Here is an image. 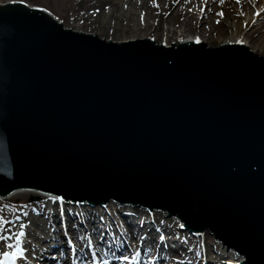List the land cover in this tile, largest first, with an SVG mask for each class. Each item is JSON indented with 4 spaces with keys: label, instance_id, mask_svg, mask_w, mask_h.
<instances>
[{
    "label": "water",
    "instance_id": "water-1",
    "mask_svg": "<svg viewBox=\"0 0 264 264\" xmlns=\"http://www.w3.org/2000/svg\"><path fill=\"white\" fill-rule=\"evenodd\" d=\"M19 186L164 207L264 264V56L0 6V193Z\"/></svg>",
    "mask_w": 264,
    "mask_h": 264
},
{
    "label": "bare ground",
    "instance_id": "bare-ground-1",
    "mask_svg": "<svg viewBox=\"0 0 264 264\" xmlns=\"http://www.w3.org/2000/svg\"><path fill=\"white\" fill-rule=\"evenodd\" d=\"M219 2L220 0H69L73 13V19L70 21L73 26L70 27L44 5L33 4L27 0H9L0 2V6L22 4L29 9L41 10L57 24L62 25L63 29L84 35H96L101 41L105 39V42L119 41L109 35H103L110 33L112 26L109 23L114 19L117 20L114 33L122 36V31L132 33L130 35L136 32L135 37L138 38H131L129 41L146 39L161 46L163 42L175 45L181 41L202 40L208 49L238 44L249 46L250 48H246L254 55L264 56V0ZM222 11L221 16L219 13ZM189 12H192L198 27L186 30L185 27L179 29L178 25L175 26L179 16L186 14L189 17ZM120 15L124 18L119 19ZM226 16H229L231 21L226 24L228 33L224 35V40L219 44H209L203 39L204 32L209 29L215 33V20L222 25ZM135 17L144 27L136 26V22L131 20ZM122 21L124 27L121 25ZM171 25L172 29L169 27ZM98 28L102 29L101 33L98 30L93 32V29ZM140 30L142 32L138 33ZM27 193H32L34 198L38 197L40 204L46 202L42 217H39L42 205L34 206L29 212L21 208L20 198H24ZM54 195L58 194L28 186L16 187L10 193L2 195L6 200L0 208L3 216L9 223L16 220L15 223L4 226L3 235L11 233L14 237L17 231H24L31 237L23 239L25 255L44 257L46 261L43 264H69L70 261L75 264H129V261L120 257L137 253V264H241L246 260V256L242 254L234 257L239 254L235 248L228 254L224 247L227 243L217 236L209 225L194 231L187 227L178 215L164 211L166 216L159 214L160 216L152 217L148 208L139 202L121 201L111 197L104 204L68 197L62 203L60 200H53ZM7 204H12V208ZM62 204L64 208H61L59 213L65 212L68 223L61 226L56 224L55 231H52V220L63 223L62 217L55 218L57 208ZM70 205H80L75 215L68 210ZM88 205L98 207L97 211L94 212ZM18 206L21 213L16 210ZM155 208L167 210L164 207H153ZM81 216L87 223H81ZM20 225L25 227L20 228ZM38 229L41 230L40 233ZM43 234H46L45 237ZM30 240H38L39 243L33 244ZM9 242L14 241L0 242V250ZM230 248L232 249L231 246ZM50 250H55L54 256H60V260L53 258ZM31 263L25 259L22 262Z\"/></svg>",
    "mask_w": 264,
    "mask_h": 264
},
{
    "label": "rangeland",
    "instance_id": "rangeland-1",
    "mask_svg": "<svg viewBox=\"0 0 264 264\" xmlns=\"http://www.w3.org/2000/svg\"><path fill=\"white\" fill-rule=\"evenodd\" d=\"M7 1H9V0H0V2H7ZM27 1H29L33 4H39V5H44L46 7H49L53 11V13H55L56 15H58L59 17H61L64 20V23L66 26H69V27L73 26L70 24V21L73 19V13H72V8H71V5L69 3V0H27ZM223 11H224V9H223ZM189 14H190L189 17L186 14L180 15L179 16L180 18H179L178 22L175 23L176 24L175 26L178 25L179 29L185 27L186 30H188L190 28L194 29L195 27H198V23L194 19L192 12H189ZM224 14L226 15V12H224ZM123 18H124V16L122 17V15H120L119 19H123ZM211 18H213V17H211ZM131 20H134L136 22L137 27H140V28L144 27L142 24L139 23L137 17H135L134 19H131ZM215 21H216L215 22L216 27L215 26L213 27L216 29L215 33H212V31H210L209 29H206V31L203 34L204 35L203 39L206 40L209 44H213V45L219 44L222 42V40H224V37H225L224 35L228 33V30L226 28V24L227 23L229 24L231 20L229 19V16H226L222 20V25H220L219 22L217 23V20H215ZM109 22H110V20H109ZM116 23H117V20L113 19L112 22L109 23L112 26L110 33L109 32L104 33L103 35H109L110 38H113V39H116L119 41L128 40L131 38H138V37H135L136 32L133 35H130L132 33L128 34V32L122 31V36H120V34H118V33H114V26L116 25ZM97 25H99V24H97ZM121 25H122V27L125 26V24H123V21L121 22ZM169 27L172 29L173 25H171ZM96 30H98V32H100V30H102V29H99V28L93 29V32H95ZM142 30L138 31V33H141ZM93 32H91V33H93ZM186 34H188V32ZM119 36H120V39H118ZM138 36H140V35H138ZM32 197H33L32 193H27V195L24 198H20V200H22V205H23V207H21V208L25 209V211H27V212H28V208L34 204V203L33 204L32 203L27 204L28 201L34 200V197L33 198ZM8 207L12 208V206L10 204L8 205ZM16 210L19 213H21L19 208H17ZM41 211H42V214L39 217L43 216V213H44L43 209H41ZM14 222H15V220L12 223H14Z\"/></svg>",
    "mask_w": 264,
    "mask_h": 264
},
{
    "label": "snow or ice",
    "instance_id": "snow-or-ice-1",
    "mask_svg": "<svg viewBox=\"0 0 264 264\" xmlns=\"http://www.w3.org/2000/svg\"><path fill=\"white\" fill-rule=\"evenodd\" d=\"M221 3L224 0H220ZM239 2V0H238ZM219 15H223V13H219ZM259 15V13H257ZM53 200H63V196L54 195L52 197ZM9 221L3 216L2 210H0V242L13 240L14 242L6 243V247L3 250H0V264H22L25 258V249L23 247V238L26 233L24 231H17L16 235L13 237L11 233L7 236L3 235L4 226L8 225ZM20 228L25 227L24 225H20ZM139 253L132 256H121L120 258L124 261H131L132 264H137V258Z\"/></svg>",
    "mask_w": 264,
    "mask_h": 264
}]
</instances>
